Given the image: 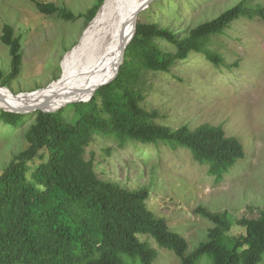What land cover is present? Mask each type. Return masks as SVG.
Returning a JSON list of instances; mask_svg holds the SVG:
<instances>
[{
	"label": "trees",
	"instance_id": "1",
	"mask_svg": "<svg viewBox=\"0 0 264 264\" xmlns=\"http://www.w3.org/2000/svg\"><path fill=\"white\" fill-rule=\"evenodd\" d=\"M105 0L76 14L53 2H36L46 15L65 21L96 17ZM158 2H155V4ZM261 12L264 9H260ZM254 12L243 0L218 17L180 37L159 22H137L133 40L117 77L101 86L93 98L56 112L35 111L24 133L27 147L14 155L0 173V264H154L161 248L180 259L177 264H260L264 258V211L258 217L232 219L227 211L195 210L213 223L205 240L189 251L188 240L149 208L150 190H130L101 179L86 149L95 134L114 137L120 147L130 142L168 143L187 148L205 164L217 181L246 157L244 143L228 136L223 125L203 124L177 129L156 123V111L142 107L144 84L150 72H168L193 52L215 63L223 57L209 47L238 18ZM1 40L9 47L11 70L0 69V85L9 87L22 71L24 33L10 23ZM169 42L166 51L159 42ZM73 109L74 120L67 116ZM29 115L0 109L5 125L18 127ZM40 162L31 170L30 163ZM236 224V225H234ZM238 226L240 231H235Z\"/></svg>",
	"mask_w": 264,
	"mask_h": 264
},
{
	"label": "rangeland",
	"instance_id": "2",
	"mask_svg": "<svg viewBox=\"0 0 264 264\" xmlns=\"http://www.w3.org/2000/svg\"><path fill=\"white\" fill-rule=\"evenodd\" d=\"M53 2L74 13H86L97 0H0V69L11 70L9 47L1 36L5 23L16 34L24 33L21 74L11 82L15 95L45 89L61 78L65 55L83 39L86 19L65 21L41 13L36 2ZM243 0H154L137 22H159L186 37L199 24L218 17ZM254 10L232 22L223 33L213 36L209 47L224 61L215 63L205 53L193 52L168 72L146 74L142 107L156 111L158 124L172 129L189 125L192 129L209 123L223 125L228 136L239 138L246 157L236 163L220 181L208 167L194 160L187 148L168 143L130 142L120 147L112 136L95 134L86 149V159L94 158L101 179L130 190L147 187L149 208L165 218L170 228L182 234L193 251L205 240L213 223L195 212L202 205L213 212L227 211L238 220L255 218L264 211V0H245ZM155 2H158L155 4ZM103 5V4H102ZM174 51L167 41L159 42ZM1 86V85H0ZM7 87V86H6ZM0 109H3L0 107ZM73 109L68 118L74 120ZM18 127L0 119V173L16 153L27 147L24 133L35 112ZM40 160L30 163L31 170ZM236 225V224H234ZM238 226L235 231H240ZM154 264H177L180 259L161 248ZM130 264L131 258H126ZM141 264V260H135ZM264 264V258L260 262Z\"/></svg>",
	"mask_w": 264,
	"mask_h": 264
},
{
	"label": "bare ground",
	"instance_id": "3",
	"mask_svg": "<svg viewBox=\"0 0 264 264\" xmlns=\"http://www.w3.org/2000/svg\"><path fill=\"white\" fill-rule=\"evenodd\" d=\"M147 1L106 0L81 42L65 55L61 78L45 89L20 95L0 86V107L28 113L54 109L70 99L89 100L97 86L117 72L136 11Z\"/></svg>",
	"mask_w": 264,
	"mask_h": 264
},
{
	"label": "water",
	"instance_id": "4",
	"mask_svg": "<svg viewBox=\"0 0 264 264\" xmlns=\"http://www.w3.org/2000/svg\"><path fill=\"white\" fill-rule=\"evenodd\" d=\"M105 1H106V0H105ZM153 1H154V0H148L147 2L143 3V4L140 6V8L136 11V14H135V16H134V28H133L132 34H131V35L126 39V41H125V47H124V49H123V59H122V61L119 63V65H118V67H117V72H116L115 74H113L112 76H110L107 80H105L104 82H102L101 84H99V86H97V88H96V91H97V89H98L99 87L104 86V85H108L109 83H111V82L117 77V75H118V73H119V71H120V68H121L122 64L124 63V61H125V54H126L127 47H128V45L130 44V42L133 40V38H134V36H135V34H136V30H137V20H138V18H139V15L141 14V12H142L143 10L147 9ZM104 3H105V2H104ZM103 5H104V4H103ZM103 5H102V6H103ZM96 16H97V15H96ZM39 90H40V89H39ZM94 95H95V94H93V95L89 98V100L84 101V102H88V101H90V100L93 98ZM76 102H80V101H78V100H76V99H70V100H67L66 102H64V103H62V104H60V105H58V106H57L56 108H54V109H43V108H37V109L32 110V111L29 112V113H32V112H35V111H38V110H42V111H45V112H56V111L61 110V109L64 108V107H66L67 105L72 104V103H76ZM3 109L6 110V111H12V112H17V113H25V112H23V111L11 110V109H6V108H3Z\"/></svg>",
	"mask_w": 264,
	"mask_h": 264
},
{
	"label": "clouds",
	"instance_id": "5",
	"mask_svg": "<svg viewBox=\"0 0 264 264\" xmlns=\"http://www.w3.org/2000/svg\"><path fill=\"white\" fill-rule=\"evenodd\" d=\"M104 2H105V1H104ZM103 4H104V3H103ZM101 7H102V6H101ZM101 7H100V8H101ZM99 10H100V9H99ZM97 14H98V13H97ZM4 87H6V86H4Z\"/></svg>",
	"mask_w": 264,
	"mask_h": 264
}]
</instances>
